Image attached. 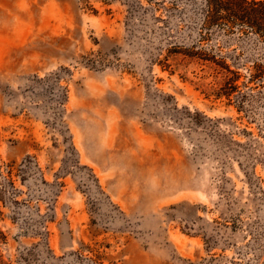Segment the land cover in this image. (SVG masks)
<instances>
[{"label":"rangeland","instance_id":"1","mask_svg":"<svg viewBox=\"0 0 264 264\" xmlns=\"http://www.w3.org/2000/svg\"><path fill=\"white\" fill-rule=\"evenodd\" d=\"M255 64L206 0H0V264H264Z\"/></svg>","mask_w":264,"mask_h":264},{"label":"trees","instance_id":"2","mask_svg":"<svg viewBox=\"0 0 264 264\" xmlns=\"http://www.w3.org/2000/svg\"><path fill=\"white\" fill-rule=\"evenodd\" d=\"M206 24L222 26L226 32L237 34L238 37L254 35L264 45V0H206ZM201 40H206L201 36ZM188 57L201 62L214 64L224 77L223 89L226 95L236 90V82L240 78L237 71L231 70L225 57L219 59L202 51L193 52ZM250 71V70H249ZM264 75V64H255L249 72L250 82H258Z\"/></svg>","mask_w":264,"mask_h":264}]
</instances>
